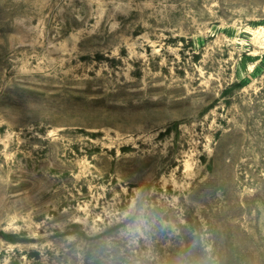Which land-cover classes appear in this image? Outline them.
<instances>
[{"label":"rangeland","instance_id":"1","mask_svg":"<svg viewBox=\"0 0 264 264\" xmlns=\"http://www.w3.org/2000/svg\"><path fill=\"white\" fill-rule=\"evenodd\" d=\"M0 264H264V0H0Z\"/></svg>","mask_w":264,"mask_h":264}]
</instances>
